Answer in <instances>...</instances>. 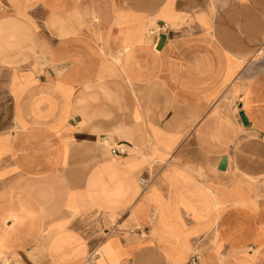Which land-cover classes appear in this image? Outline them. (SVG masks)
I'll return each instance as SVG.
<instances>
[{"label": "crops", "instance_id": "0c3cea01", "mask_svg": "<svg viewBox=\"0 0 264 264\" xmlns=\"http://www.w3.org/2000/svg\"><path fill=\"white\" fill-rule=\"evenodd\" d=\"M4 137L0 264H264V0H0Z\"/></svg>", "mask_w": 264, "mask_h": 264}, {"label": "built area", "instance_id": "2783aa9c", "mask_svg": "<svg viewBox=\"0 0 264 264\" xmlns=\"http://www.w3.org/2000/svg\"><path fill=\"white\" fill-rule=\"evenodd\" d=\"M111 154L113 156L126 157L129 155V148L125 145L114 146L111 148ZM149 183L150 182L148 180H145V179L140 180V184L142 185L143 188H146V186ZM201 258H202L201 254L197 253L191 258L189 264H198ZM86 264H96V256L92 255L91 257H89Z\"/></svg>", "mask_w": 264, "mask_h": 264}, {"label": "rangeland", "instance_id": "374dc122", "mask_svg": "<svg viewBox=\"0 0 264 264\" xmlns=\"http://www.w3.org/2000/svg\"><path fill=\"white\" fill-rule=\"evenodd\" d=\"M19 128H21L20 127V125H19ZM22 129V128H21ZM8 140H9V138L8 137H4V138H2L1 139V144H4V145H7L8 144ZM153 164H154V162H151L150 163V165L151 166H153ZM153 184L151 185V183H149V185H147L146 186V189H145V191H147V195H149L152 191H153ZM151 220H153V216H152V218H151ZM185 249V248H184ZM1 264H20V262H18L17 260H15V259H10V260H6V259H3V261H1Z\"/></svg>", "mask_w": 264, "mask_h": 264}, {"label": "water", "instance_id": "95a60500", "mask_svg": "<svg viewBox=\"0 0 264 264\" xmlns=\"http://www.w3.org/2000/svg\"><path fill=\"white\" fill-rule=\"evenodd\" d=\"M165 41H166V36L165 35H162L161 38H160V42H159V45H158V49H162Z\"/></svg>", "mask_w": 264, "mask_h": 264}, {"label": "bare ground", "instance_id": "6f19581e", "mask_svg": "<svg viewBox=\"0 0 264 264\" xmlns=\"http://www.w3.org/2000/svg\"><path fill=\"white\" fill-rule=\"evenodd\" d=\"M240 126V125H239Z\"/></svg>", "mask_w": 264, "mask_h": 264}]
</instances>
